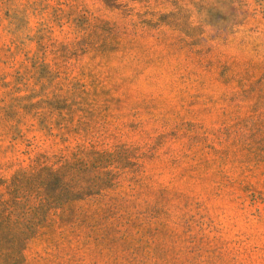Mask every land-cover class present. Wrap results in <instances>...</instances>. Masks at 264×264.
Here are the masks:
<instances>
[{
  "label": "rangeland",
  "instance_id": "obj_1",
  "mask_svg": "<svg viewBox=\"0 0 264 264\" xmlns=\"http://www.w3.org/2000/svg\"><path fill=\"white\" fill-rule=\"evenodd\" d=\"M80 150L23 264H264V0H0V179Z\"/></svg>",
  "mask_w": 264,
  "mask_h": 264
},
{
  "label": "trees",
  "instance_id": "obj_2",
  "mask_svg": "<svg viewBox=\"0 0 264 264\" xmlns=\"http://www.w3.org/2000/svg\"><path fill=\"white\" fill-rule=\"evenodd\" d=\"M107 156L80 150L52 166L37 161L9 180L0 179V264L25 262L28 242L52 211L71 207L90 195H103L109 187L102 174L91 177L90 168L98 167Z\"/></svg>",
  "mask_w": 264,
  "mask_h": 264
}]
</instances>
